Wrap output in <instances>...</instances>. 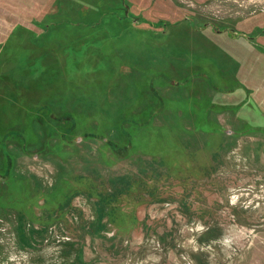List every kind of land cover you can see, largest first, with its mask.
<instances>
[{
	"label": "rangeland",
	"instance_id": "obj_1",
	"mask_svg": "<svg viewBox=\"0 0 264 264\" xmlns=\"http://www.w3.org/2000/svg\"><path fill=\"white\" fill-rule=\"evenodd\" d=\"M0 264H264V0H0Z\"/></svg>",
	"mask_w": 264,
	"mask_h": 264
}]
</instances>
